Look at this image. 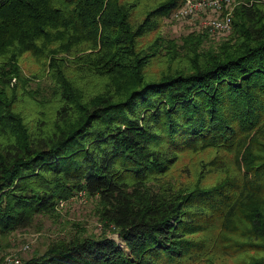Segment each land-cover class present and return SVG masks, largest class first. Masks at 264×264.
Returning a JSON list of instances; mask_svg holds the SVG:
<instances>
[{"label":"trees","instance_id":"trees-1","mask_svg":"<svg viewBox=\"0 0 264 264\" xmlns=\"http://www.w3.org/2000/svg\"><path fill=\"white\" fill-rule=\"evenodd\" d=\"M180 3L0 0V238L79 193L123 245L74 235L19 264H264V2L234 6L216 41L142 43ZM71 68L104 81L84 92ZM44 73L48 98L20 110ZM197 154L193 180L170 178Z\"/></svg>","mask_w":264,"mask_h":264},{"label":"rangeland","instance_id":"rangeland-1","mask_svg":"<svg viewBox=\"0 0 264 264\" xmlns=\"http://www.w3.org/2000/svg\"><path fill=\"white\" fill-rule=\"evenodd\" d=\"M245 0H232L231 8L243 3ZM263 1L264 0H260ZM229 11L230 16L232 15ZM138 10L135 15L139 14ZM217 15L213 12H197L193 16L173 17L162 19L160 28L157 31L151 32L142 38V43L150 42L155 35V32L164 37H179L180 34L190 32L191 30H201L203 25L201 22L204 19ZM139 17V16H138ZM229 30V29H228ZM215 31L210 37V40L216 41L226 31ZM208 42L204 45L207 46ZM21 68L24 73L29 76L40 74L38 65L32 56L24 55L20 59ZM164 67L163 63H154L150 66L146 73L156 76L158 71ZM75 77L79 76L82 80V88L84 92L97 91L104 79L92 75H79L78 71L71 68ZM47 74V73H46ZM45 73L43 77L39 75L37 78H31L30 90L34 92L35 100L28 99L23 96L19 101L18 107L22 111L29 109L36 110V102L47 99L45 97L50 92L52 82ZM14 82V79L11 80ZM45 98H38L40 96ZM46 108H52V103H46ZM207 155L197 154L184 157L179 164L170 170V178L176 181L188 183L193 180L198 171V160H205ZM109 234V239L113 240L119 248H123L114 234H110L98 219V204L95 199L87 198L82 194L70 198L65 202H59L56 206L55 215L53 217L36 216L32 224L23 230L14 231L7 236L0 238V264H19L21 261L28 259L33 255L41 254L45 248L53 241L66 240L74 235L83 237H96L101 234Z\"/></svg>","mask_w":264,"mask_h":264},{"label":"built area","instance_id":"built-area-1","mask_svg":"<svg viewBox=\"0 0 264 264\" xmlns=\"http://www.w3.org/2000/svg\"><path fill=\"white\" fill-rule=\"evenodd\" d=\"M232 0H181L180 5L173 11V17L193 16L197 12H213L218 14L220 9L226 11L222 16L214 15L201 22L208 31H225L229 29ZM229 10V11H228Z\"/></svg>","mask_w":264,"mask_h":264}]
</instances>
